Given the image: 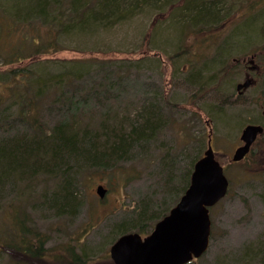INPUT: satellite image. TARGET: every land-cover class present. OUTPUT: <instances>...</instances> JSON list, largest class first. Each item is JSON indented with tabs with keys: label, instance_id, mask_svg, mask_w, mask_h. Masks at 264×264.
Segmentation results:
<instances>
[{
	"label": "rangeland",
	"instance_id": "obj_1",
	"mask_svg": "<svg viewBox=\"0 0 264 264\" xmlns=\"http://www.w3.org/2000/svg\"><path fill=\"white\" fill-rule=\"evenodd\" d=\"M51 1L57 17L70 0ZM209 1H217L221 10L215 11L211 3L204 8L210 10L207 14H188V5L183 11L181 0H171L142 6L119 21L101 17L102 21L89 23L86 32L82 28L61 32L58 50L29 57L24 64L4 60L23 28L1 30L0 97H10L5 85L14 81L8 71L27 69L34 75L64 77L48 91L83 98L80 128L88 127L96 137L102 135L104 124L110 133L113 126L117 133H127L130 123L142 118L145 104L159 114L160 125L154 135L131 147L126 161L110 169L70 161L64 165L68 174L61 170L51 176L39 169L27 186L13 180L4 187L0 264H67L75 255L85 264H114L109 248L120 231L115 225L131 220L145 204V225L151 230L155 217L177 202L181 176L195 157L202 156L210 134L229 188L209 210L208 249L189 264H264V136L246 159L231 162L243 127L264 125V0ZM94 2L86 0L90 6ZM11 3L0 0V12L11 9ZM185 13L198 24L187 23ZM252 56L260 67L256 83L238 96L235 85L249 72L246 64ZM46 106L41 105L40 119L45 135L57 118L54 108ZM7 107L12 118L17 105ZM3 134L0 128V137ZM60 174L72 179L79 206L59 214L49 204L58 206L59 198L50 194L61 185ZM98 186L105 189L102 198L96 193ZM14 210L24 231L16 226ZM13 235L23 236L31 250L42 240L39 256L24 252Z\"/></svg>",
	"mask_w": 264,
	"mask_h": 264
},
{
	"label": "trees",
	"instance_id": "obj_2",
	"mask_svg": "<svg viewBox=\"0 0 264 264\" xmlns=\"http://www.w3.org/2000/svg\"><path fill=\"white\" fill-rule=\"evenodd\" d=\"M11 1L10 7L12 8L3 13L0 12V22L3 24L0 34L3 29L8 32L9 29H13L14 32L18 31L17 26L20 29L23 28V30L20 31L18 44L14 46L15 48L11 53L5 55L4 60L9 64L16 62L24 64L29 57L48 55L50 52L58 50L57 36L61 32L77 28H82L81 30L86 32V26H89V23L95 24L102 21L101 17L108 16L111 19L117 17L119 21L124 17L135 14L142 6L151 7L159 3L166 4L170 3L171 0H93L96 2L91 6L86 3V0H70L62 16L57 17L56 14H53L55 11H53L51 0ZM176 1L179 2V0ZM181 1L184 4L183 11L184 7L188 5L186 10L188 14L189 12L191 14L194 12L196 14H207L210 10L204 8L212 2H217L205 0H194V3L193 0ZM16 3H18L17 7ZM220 10L216 9L215 11ZM180 15L182 16V12H180ZM184 18L188 19L187 23L189 24H198L192 23L191 17L186 16V13ZM199 23L207 24L208 22L202 21ZM9 73H11L10 77L14 81L10 85L9 83L5 85L7 94L10 97H0V128L5 132L0 137V198L4 187L12 183L13 180L14 182L20 181L27 186L36 174H39L37 172L39 169L42 171L40 173L51 176L60 173L61 170L68 174V169L64 168V165H67L70 161L80 162L81 164L93 163L95 167L102 170L110 169L112 164L126 161L128 159L126 154L131 147L154 135L160 125L159 114H156L153 107L145 104L144 108L140 110L142 118L130 123L127 133H117L114 126L113 131L110 133L109 128H106L108 125L104 124L102 135L98 134L96 137L95 134L89 132L88 127L80 128L78 109L85 106L83 98L78 100L72 97H63L60 92L48 91L54 84H62L65 81L64 77L50 78L46 75H34L27 69L9 70ZM12 97L14 98L12 102L16 103L17 110L11 118L6 107L8 106L7 108L10 109L12 102L9 103V99ZM42 104H46L50 108L53 107V112L57 117L46 135L43 129L44 123L40 121ZM79 132H82L83 138H79ZM263 136L264 133L261 137ZM257 143L256 141L254 146ZM251 154V152L248 153L244 159ZM200 157H195L190 162L189 169L181 176V194L188 186L194 162ZM60 177L61 185L56 192L50 194V196L59 198L58 206L56 207L53 203L49 204L59 214L68 213L72 209L76 210L79 206L72 187V179L64 174H60ZM146 210L147 205L143 204L131 220H124L115 225L120 230L117 236L130 231H135L138 234H148L150 230L145 225ZM165 214L162 213L155 219L158 221ZM13 217L16 226L19 225L18 229H21L19 231H24L20 227V222L17 220V211L15 210ZM12 237L14 238L13 241L19 239L22 242L23 246L21 248L24 252L39 256V244L42 243V240L39 239L35 244L36 249L31 250L28 245L24 244L26 239L23 236L13 235ZM75 259H77L76 264H85V260L82 261L78 255H75ZM75 262L71 260L67 264H75Z\"/></svg>",
	"mask_w": 264,
	"mask_h": 264
},
{
	"label": "water",
	"instance_id": "obj_3",
	"mask_svg": "<svg viewBox=\"0 0 264 264\" xmlns=\"http://www.w3.org/2000/svg\"><path fill=\"white\" fill-rule=\"evenodd\" d=\"M249 85L246 80L236 89L245 90ZM262 133L260 125L244 126L240 133L243 144L234 150L231 162L241 161ZM228 185L224 167L216 159L209 136L206 149L194 162L189 184L177 202L145 237L138 233L119 236L109 248L110 259L114 264H187L200 258L209 246V209L226 196ZM96 193L102 198L105 189L98 186Z\"/></svg>",
	"mask_w": 264,
	"mask_h": 264
},
{
	"label": "flooded vegetation",
	"instance_id": "obj_4",
	"mask_svg": "<svg viewBox=\"0 0 264 264\" xmlns=\"http://www.w3.org/2000/svg\"><path fill=\"white\" fill-rule=\"evenodd\" d=\"M255 55H257V54H255ZM254 55V56H255ZM254 56H252L251 57V59L248 61V64H246V68H248V70H249V72L247 71V72H245V74H244V80L242 81V82H244V81H246V80H248L249 82H250V85H249V87L248 88H246L245 90L244 89H240V90H237L236 89V86L239 84V83H237L236 85H235V91H236V95H238V96H241V95H243L248 89H250L251 87H253L254 85H255V75L258 73V71H259V69H260V67L258 66V65H256L255 64V60H253V57ZM246 61V60H245ZM241 82V83H242ZM256 124V123H255ZM246 125H248V124H246ZM245 125V126H246ZM256 125H260L261 127H263V133H264V125L263 124H261V123H257ZM263 133L261 134V135H258L257 137H256V139H255V141L252 143V145L250 146V149H249V152L248 153H250L251 152V150H252V148H253V146H254V144L256 143V141L263 135ZM210 136V138H211V134L209 135ZM239 140H240V136H239ZM243 143H242V141H240V145L239 146H241ZM211 145H212V143H211ZM248 155V154H247ZM143 237V236H142ZM77 240V239H76ZM71 260H73L74 262L77 260V259H70V261ZM75 264H76V262H75Z\"/></svg>",
	"mask_w": 264,
	"mask_h": 264
},
{
	"label": "bare ground",
	"instance_id": "obj_5",
	"mask_svg": "<svg viewBox=\"0 0 264 264\" xmlns=\"http://www.w3.org/2000/svg\"><path fill=\"white\" fill-rule=\"evenodd\" d=\"M205 1H206V0H205ZM208 1H209V0H208ZM194 2H195V1L193 0V3H194ZM212 3L215 5L216 9H218V7H217V6H218V5H217L218 2H212ZM217 12H219V11H217ZM195 78H196V77H195Z\"/></svg>",
	"mask_w": 264,
	"mask_h": 264
}]
</instances>
